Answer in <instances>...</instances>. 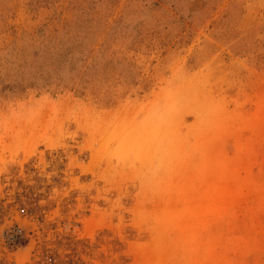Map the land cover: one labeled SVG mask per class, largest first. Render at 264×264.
Wrapping results in <instances>:
<instances>
[{
	"label": "rangeland",
	"instance_id": "rangeland-1",
	"mask_svg": "<svg viewBox=\"0 0 264 264\" xmlns=\"http://www.w3.org/2000/svg\"><path fill=\"white\" fill-rule=\"evenodd\" d=\"M0 264H264V0H0Z\"/></svg>",
	"mask_w": 264,
	"mask_h": 264
}]
</instances>
